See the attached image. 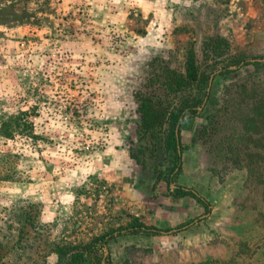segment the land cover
Returning <instances> with one entry per match:
<instances>
[{
    "label": "rangeland",
    "instance_id": "obj_1",
    "mask_svg": "<svg viewBox=\"0 0 264 264\" xmlns=\"http://www.w3.org/2000/svg\"><path fill=\"white\" fill-rule=\"evenodd\" d=\"M210 37L224 39L216 51ZM190 50L205 70L220 52L217 66L264 61V0H0V125L21 113L31 125L0 131L22 173L7 179L14 159L0 156V264H59L60 249L133 219L161 231L98 242L112 264H264V66L194 89L204 110L181 132L170 186L130 157L151 64L185 72ZM176 184L207 207L174 198Z\"/></svg>",
    "mask_w": 264,
    "mask_h": 264
},
{
    "label": "trees",
    "instance_id": "obj_2",
    "mask_svg": "<svg viewBox=\"0 0 264 264\" xmlns=\"http://www.w3.org/2000/svg\"><path fill=\"white\" fill-rule=\"evenodd\" d=\"M221 41H224L221 37L208 38L207 44L215 42L210 51H216V48L220 47L218 42ZM218 55H222L221 52L212 56L214 62L208 64V68L205 70L199 68L190 50L187 55L185 72L176 70L163 59H156L151 64V70L143 90L135 93V111L139 116L136 130L138 145L130 153V157L143 169H148L155 174L156 179L163 177L168 186L181 171V132L183 128L190 126L193 117L201 115L204 110L203 97L198 96L194 89L202 87L204 89L210 74L217 69H220V74H226L231 71L230 66L239 68L248 64L257 67L264 66V61H261L263 57L260 56L257 61H250L239 53L222 58L221 66H217L215 64ZM207 56L211 57L209 53ZM23 114L10 116L1 123L0 131L4 137L13 138L15 135L29 136L31 134V125L24 119L26 115ZM0 156L14 159L10 175L7 172V179L18 180L22 174L17 168L19 155L15 152H6L1 153ZM166 156L171 157V165L168 172L163 175L161 166ZM168 188L171 189V187ZM171 191L174 198L192 197L207 207V202L191 187L176 184ZM160 231L156 226L133 219L126 227L118 229L116 232L113 230L105 232L90 244L75 247L73 250L60 249L57 253V261L59 264H112L109 255H103L102 252L97 253L98 242H100V246H104L115 235L122 232H143L156 235ZM197 264H207V262Z\"/></svg>",
    "mask_w": 264,
    "mask_h": 264
}]
</instances>
